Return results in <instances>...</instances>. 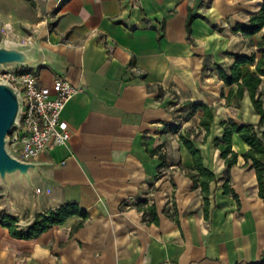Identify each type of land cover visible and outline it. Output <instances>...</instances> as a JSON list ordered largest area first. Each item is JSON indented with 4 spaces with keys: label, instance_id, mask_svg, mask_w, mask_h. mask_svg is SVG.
I'll return each mask as SVG.
<instances>
[{
    "label": "crops",
    "instance_id": "crops-1",
    "mask_svg": "<svg viewBox=\"0 0 264 264\" xmlns=\"http://www.w3.org/2000/svg\"><path fill=\"white\" fill-rule=\"evenodd\" d=\"M263 2L47 0L49 25L38 40L45 61L33 70L41 85L60 76L81 90L61 113L70 133L66 145L34 160L43 165L42 176L0 191V264H257L264 259V198L251 162L242 158L249 146L232 134L238 158L230 167L215 146L222 120L256 125L259 115L247 94L239 107L233 98L226 101L229 87L214 69V63L231 64L235 53L260 56L264 26L251 37L232 28L248 23ZM189 11L203 18L191 22L188 37ZM169 91L181 102L178 108ZM186 101L213 109L206 140L201 142L203 130L196 139L204 165L218 178L210 183L206 217L200 188H193L185 173L192 160L179 138L197 128L202 111L188 115ZM262 131L264 136V126ZM226 179L238 203L223 193ZM71 202L87 217L70 216L31 239L11 236L2 219L11 215L18 229L25 228L37 215ZM149 206L157 223L149 221Z\"/></svg>",
    "mask_w": 264,
    "mask_h": 264
},
{
    "label": "trees",
    "instance_id": "trees-1",
    "mask_svg": "<svg viewBox=\"0 0 264 264\" xmlns=\"http://www.w3.org/2000/svg\"><path fill=\"white\" fill-rule=\"evenodd\" d=\"M203 15L189 11L186 20L187 36H190L191 22ZM264 26V2L260 10L251 15L248 23H236L232 30L240 32L246 37H251ZM264 44V37L258 43V46ZM233 61L231 64L214 63V69L218 78L225 86L229 87L227 94L224 96L229 102L233 98V105L239 107V102L245 94L249 96L253 109L259 115V121L256 125L251 123H237L234 119L228 118L222 120L220 125L223 129L221 139L215 140V146L218 148L220 157L224 159L227 166H232L237 162L238 154L232 150L231 137L236 133L239 138L249 146V149L242 154L244 164L251 162L254 168L255 176L258 183V194L264 198V136L262 127L264 126V50L257 57L255 53L249 55L235 53L231 55ZM206 64L203 65V71ZM223 95V93H222ZM158 96H161L159 91ZM189 107L188 115H193L197 110H201L202 114L197 128L189 129L184 135L180 134L179 138L186 150L191 156L192 164L186 166V175L193 181V188H200L203 197V212L207 216L209 208L210 183L217 181V175L206 167L203 163V157L200 148L196 145L197 136L203 130L201 142L206 140L209 134L210 125L213 120V109L202 103L186 101ZM172 130H177V126H173ZM151 154L153 151H150ZM223 193L231 195L238 203V196L229 188L228 180L223 181ZM149 216V221L158 222L157 213L153 206L145 209ZM77 215L82 219L87 217V212L80 208L76 203H66L47 213L37 215L25 228L18 229L14 222L16 218L11 215H5L2 219L6 221L5 226L8 227L11 236L20 239H31L48 230L52 225L63 223L68 217ZM82 224L80 221L74 228ZM257 264H264L262 259Z\"/></svg>",
    "mask_w": 264,
    "mask_h": 264
},
{
    "label": "built area",
    "instance_id": "built-area-1",
    "mask_svg": "<svg viewBox=\"0 0 264 264\" xmlns=\"http://www.w3.org/2000/svg\"><path fill=\"white\" fill-rule=\"evenodd\" d=\"M3 75L18 89L22 100L19 127L9 134L11 152L21 160L31 161L47 149L66 145L70 133L61 113L81 89L60 76L50 86L41 85L33 68H8Z\"/></svg>",
    "mask_w": 264,
    "mask_h": 264
},
{
    "label": "water",
    "instance_id": "water-1",
    "mask_svg": "<svg viewBox=\"0 0 264 264\" xmlns=\"http://www.w3.org/2000/svg\"><path fill=\"white\" fill-rule=\"evenodd\" d=\"M45 55L38 42L31 49L0 47V72L8 68H35L44 63ZM22 100L9 81L0 82V182L10 191L15 184H31V176H42L43 165L34 160L17 158L9 149V134L19 127Z\"/></svg>",
    "mask_w": 264,
    "mask_h": 264
},
{
    "label": "rangeland",
    "instance_id": "rangeland-1",
    "mask_svg": "<svg viewBox=\"0 0 264 264\" xmlns=\"http://www.w3.org/2000/svg\"><path fill=\"white\" fill-rule=\"evenodd\" d=\"M47 0H0V47L31 49L39 40L44 27L49 25L50 13L45 4ZM0 72V82L5 80ZM215 89V88H214ZM222 95V92H221ZM174 106L181 102L173 91L167 94ZM19 187L18 184L10 187ZM7 190L0 182V191Z\"/></svg>",
    "mask_w": 264,
    "mask_h": 264
}]
</instances>
